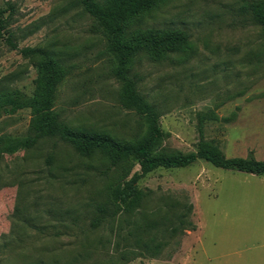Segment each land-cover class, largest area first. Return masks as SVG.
Here are the masks:
<instances>
[{
  "label": "rangeland",
  "instance_id": "374dc122",
  "mask_svg": "<svg viewBox=\"0 0 264 264\" xmlns=\"http://www.w3.org/2000/svg\"><path fill=\"white\" fill-rule=\"evenodd\" d=\"M250 1L166 0L129 23L187 35L184 48L161 58L139 52L127 70L159 116L165 151H194L202 138L227 157L264 160L262 28L245 7ZM0 12V90L31 95L44 55L20 49L38 48L65 70L52 106L60 121L117 139L142 133L141 117L118 100L105 37L79 0H0ZM30 117L28 108L2 110L0 136L27 135ZM107 168L100 155L81 156L55 136L1 155L0 264H264V175L201 158L148 172L137 183L146 196L128 220L143 225L142 238L158 253L119 263L121 247H136L96 208L117 177ZM180 215L194 229L170 233Z\"/></svg>",
  "mask_w": 264,
  "mask_h": 264
},
{
  "label": "trees",
  "instance_id": "16d2710c",
  "mask_svg": "<svg viewBox=\"0 0 264 264\" xmlns=\"http://www.w3.org/2000/svg\"><path fill=\"white\" fill-rule=\"evenodd\" d=\"M164 1L166 0H79L84 11L92 16L100 27L106 40V49L114 58L113 73L120 80L118 93L120 104L133 110L142 119L144 129L139 135L130 139H117L106 132L70 128L60 121L52 106L56 87L64 77L65 70L58 61L46 56L45 52L38 48L20 49L23 55H44L37 65L31 95L26 96L17 89L0 90V112L28 108L31 114L27 135L0 136V157L5 153L29 149L38 139L55 136L69 144L81 156L100 155L108 162L107 169L113 168L116 180L107 188L106 201L96 203V208L109 220L113 218L118 220L116 234L122 242L128 244L130 238L135 242L134 249H126L123 244L124 247L118 250L116 259L119 263L138 256H154L158 253L157 243L152 239L142 238L143 225L128 220L130 214L141 206L146 196V192L140 189L137 183L148 172L156 168L184 167L201 158L217 168L264 175V160L255 159L251 154L245 157H227L210 140L200 138L195 150L186 153L162 149L165 133L159 127V116L154 107L138 93L135 81L127 76V70L139 52H145L152 58H161L168 52L186 46L187 35L177 28L128 29L131 21ZM245 7L252 19L262 28L264 51V0L250 1ZM1 21L0 18V23ZM6 41L12 48L16 47L9 39ZM203 117L200 116V119ZM134 165H137L138 169L132 171ZM176 220L178 222L168 228L170 233H174L177 227L184 224L194 229L184 215L176 216ZM99 221L100 218L96 217L93 220L94 225ZM122 223L128 227L126 230Z\"/></svg>",
  "mask_w": 264,
  "mask_h": 264
}]
</instances>
